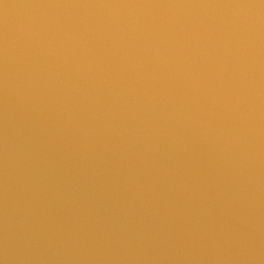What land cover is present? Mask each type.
<instances>
[{
  "label": "water",
  "instance_id": "1",
  "mask_svg": "<svg viewBox=\"0 0 264 264\" xmlns=\"http://www.w3.org/2000/svg\"><path fill=\"white\" fill-rule=\"evenodd\" d=\"M0 264H264V0H0Z\"/></svg>",
  "mask_w": 264,
  "mask_h": 264
}]
</instances>
